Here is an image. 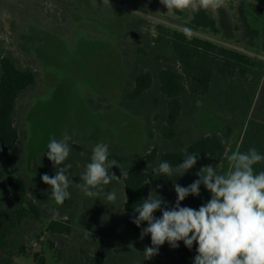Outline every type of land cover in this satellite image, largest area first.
Returning a JSON list of instances; mask_svg holds the SVG:
<instances>
[{"label": "rangeland", "instance_id": "obj_1", "mask_svg": "<svg viewBox=\"0 0 264 264\" xmlns=\"http://www.w3.org/2000/svg\"><path fill=\"white\" fill-rule=\"evenodd\" d=\"M208 10L218 22V33L192 27L196 10L167 12L161 0H0V58L11 55L37 74L36 85L20 95L14 115L20 132L16 174L26 179L29 198L44 214L43 220L28 219L14 234L8 251L0 252V264H42V258L45 264H182L167 242L158 255L145 260L151 236L141 240V233L126 226L123 174L133 168L147 171L148 192L176 201L175 184L189 186L209 165L225 173L227 157L237 148H255L264 155V0H225L224 7ZM185 28L249 55L253 66L247 76L238 71L229 76L216 73L206 95L187 90L177 135L167 139L163 130L168 100L160 91L158 75L167 65L180 70L171 38L173 31ZM142 71H151L154 82L132 101L125 94L134 89ZM64 134L71 137L70 155L60 167L71 165L65 173L71 198L56 205L42 176H55L47 145ZM214 134L226 144L219 160L203 158L185 174L172 167L171 178L153 173L162 154L184 150ZM98 143L126 161L109 170L119 181L101 185L98 197H88L77 185ZM154 149L157 161L151 163L147 156ZM261 171L264 161L254 165L255 173ZM112 190L118 196L115 203L106 200ZM210 199L211 193L201 185L198 197L189 196L182 203L198 210ZM11 200L8 182L0 178V204ZM49 219L69 221L72 232L52 233ZM23 243L24 256L18 255Z\"/></svg>", "mask_w": 264, "mask_h": 264}, {"label": "clouds", "instance_id": "obj_2", "mask_svg": "<svg viewBox=\"0 0 264 264\" xmlns=\"http://www.w3.org/2000/svg\"><path fill=\"white\" fill-rule=\"evenodd\" d=\"M161 3L167 12L188 8L217 10L225 6V0H161ZM184 32L191 35L187 28ZM70 139L64 134L61 140L52 138L47 145V158L57 171L54 177L43 175L42 180L50 186V199L56 205H63L71 198V181L65 174L71 165L60 167L70 155ZM108 155L109 149L104 143H98L92 149L91 162L80 177L82 183L77 185L86 196L98 197L101 185L120 180L114 173L110 174L113 166H120L116 160L109 161ZM198 159L196 154L186 153L178 167L185 174ZM227 160L229 166L223 174L209 165L199 170V179L189 186L175 184L177 200L170 210L162 208L166 202L155 191L135 207L138 216L132 222L138 227L145 222L148 225L141 231V240L151 236L152 246L146 247L143 253L145 260L158 255L160 246L166 242L172 248H178V242L183 241L188 249H192L194 243L198 244L194 264H264V171L254 172V165L264 161V155L255 148L247 152L237 148ZM152 171L157 177L171 178L174 174V169L166 161ZM201 185L211 193V199L198 210L181 206L187 197L200 195ZM117 199L115 190L106 194L109 203H115ZM158 210L162 212L159 218L154 215ZM51 211L53 214L57 212L56 209Z\"/></svg>", "mask_w": 264, "mask_h": 264}, {"label": "trees", "instance_id": "obj_3", "mask_svg": "<svg viewBox=\"0 0 264 264\" xmlns=\"http://www.w3.org/2000/svg\"><path fill=\"white\" fill-rule=\"evenodd\" d=\"M191 25L195 29H211L220 32L217 20L207 9H199L193 12ZM172 56L176 65H167L159 71V88L168 100L167 120L164 126V136L174 139L177 135L178 122L184 108V94L187 90L191 93L206 95L211 89L213 79L217 74L229 76L238 71L247 76L252 69L253 62L250 56L240 51L218 44L207 39L186 35L184 31L175 30L171 38ZM154 75L151 71L140 72L135 79L133 90L125 94V97L136 101L140 99L153 85ZM37 83V74L31 68H23L16 58L6 55L0 58V178L6 179L12 192V200L8 204H0V252L8 251L11 239L22 225L30 218L43 220L44 214L40 206L29 198L28 183L24 177L16 174L19 166V155L16 144L20 137L19 129L15 124L14 115L20 95ZM230 134H227V137ZM226 144L222 136L218 134L198 139L184 150L166 152L161 155V162H168L172 167H178L183 163L185 154H196L203 158L219 160L225 155ZM156 149L147 156L148 162L157 161ZM109 159L124 162L126 158L109 153ZM196 164V165H197ZM149 173L145 170L133 168L123 174L125 184L126 201V226L134 234H140L147 223L140 227L132 222L138 216L135 207L149 196L147 184ZM162 197V196H161ZM162 208L171 209L176 201L167 200ZM181 206L190 207L182 203ZM192 208V207H190ZM154 215L159 218L162 212L158 210ZM47 229L52 233L72 232L69 221L49 219ZM178 248H172L182 264H194V258L198 254V244L194 243L192 249H188L183 241L178 242ZM27 243L19 246L18 255H26ZM38 255V254H37ZM41 263L45 264L44 258Z\"/></svg>", "mask_w": 264, "mask_h": 264}]
</instances>
